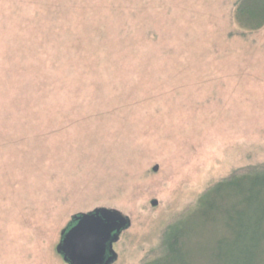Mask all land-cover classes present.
I'll return each mask as SVG.
<instances>
[{
    "label": "rangeland",
    "instance_id": "rangeland-1",
    "mask_svg": "<svg viewBox=\"0 0 264 264\" xmlns=\"http://www.w3.org/2000/svg\"><path fill=\"white\" fill-rule=\"evenodd\" d=\"M237 1L0 0V264H66L61 231L99 208L131 220L114 264H144L212 185L264 166V27ZM222 218L186 220L193 264L239 257Z\"/></svg>",
    "mask_w": 264,
    "mask_h": 264
},
{
    "label": "trees",
    "instance_id": "trees-1",
    "mask_svg": "<svg viewBox=\"0 0 264 264\" xmlns=\"http://www.w3.org/2000/svg\"><path fill=\"white\" fill-rule=\"evenodd\" d=\"M233 19L243 31L261 30L264 27V0H238ZM242 206L243 209L240 210ZM189 213L185 220L175 222L166 228L163 236L165 253L144 264H193L185 249L187 242L184 240L187 239L188 231L185 222L196 218L197 214H201L205 222L214 224L221 217L227 218L220 232L222 235L227 229L228 233L226 231V235L218 240L223 258L232 259L239 256L234 264H260L261 260H264V166H253L242 175L234 173L216 182L198 198L196 208ZM80 214L82 212L73 215L63 228L55 248L57 256L66 264L69 263L64 259L59 246L64 233ZM227 234H232L235 239L242 238L243 247L238 248L236 244L234 248L236 250L232 249Z\"/></svg>",
    "mask_w": 264,
    "mask_h": 264
},
{
    "label": "water",
    "instance_id": "water-1",
    "mask_svg": "<svg viewBox=\"0 0 264 264\" xmlns=\"http://www.w3.org/2000/svg\"><path fill=\"white\" fill-rule=\"evenodd\" d=\"M153 203L156 204V201ZM117 222L123 223L124 227L129 224L120 212L109 208L76 216L75 223L64 233L59 246L64 259L69 264H110L113 257L106 261L105 257L113 236L112 229ZM118 232L113 236L114 241L119 238Z\"/></svg>",
    "mask_w": 264,
    "mask_h": 264
},
{
    "label": "flooded vegetation",
    "instance_id": "flooded-vegetation-1",
    "mask_svg": "<svg viewBox=\"0 0 264 264\" xmlns=\"http://www.w3.org/2000/svg\"><path fill=\"white\" fill-rule=\"evenodd\" d=\"M125 218V217H124ZM126 219V218H125ZM129 222V220L127 219V223ZM111 226H112V224H110ZM116 225V224H115ZM114 225V227H113V232H112V235L114 236L119 230H120V232H118V236H119V238H118V240H116V241H119V239H120V236H121V233H122V231L125 229V227L123 226V223H119V222H117V225L115 226ZM123 226V227H122ZM113 236H112V239H111V241H110V245H108V251H107V255H106V257H105V261L109 258V257H113V259H112V261H111V263L110 264H114L115 262H116V260H117V257H118V254H117V252H116V249H115V241H114V239H113ZM104 261V262H105Z\"/></svg>",
    "mask_w": 264,
    "mask_h": 264
}]
</instances>
